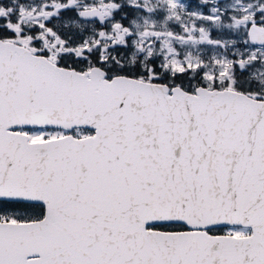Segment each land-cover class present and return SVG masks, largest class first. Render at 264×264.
Returning a JSON list of instances; mask_svg holds the SVG:
<instances>
[{"label":"snow or ice","instance_id":"6c2138e0","mask_svg":"<svg viewBox=\"0 0 264 264\" xmlns=\"http://www.w3.org/2000/svg\"><path fill=\"white\" fill-rule=\"evenodd\" d=\"M0 264H264V0H0Z\"/></svg>","mask_w":264,"mask_h":264}]
</instances>
